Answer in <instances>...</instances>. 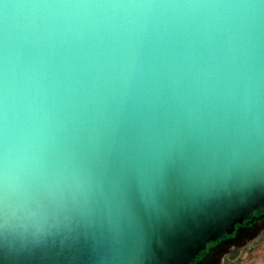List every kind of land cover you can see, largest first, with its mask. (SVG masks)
Wrapping results in <instances>:
<instances>
[{
	"label": "water",
	"instance_id": "1",
	"mask_svg": "<svg viewBox=\"0 0 264 264\" xmlns=\"http://www.w3.org/2000/svg\"><path fill=\"white\" fill-rule=\"evenodd\" d=\"M263 204L264 0H0V264H219Z\"/></svg>",
	"mask_w": 264,
	"mask_h": 264
},
{
	"label": "rangeland",
	"instance_id": "2",
	"mask_svg": "<svg viewBox=\"0 0 264 264\" xmlns=\"http://www.w3.org/2000/svg\"><path fill=\"white\" fill-rule=\"evenodd\" d=\"M219 264H264V231L237 249L232 256L224 254Z\"/></svg>",
	"mask_w": 264,
	"mask_h": 264
},
{
	"label": "flooded vegetation",
	"instance_id": "3",
	"mask_svg": "<svg viewBox=\"0 0 264 264\" xmlns=\"http://www.w3.org/2000/svg\"><path fill=\"white\" fill-rule=\"evenodd\" d=\"M264 210V204L262 205V206H260V207H258V208H256V209H254V210H252L251 212H249V213H247V215H246V217L242 220V225H248V223H249V218L251 217V215H253V214H258L259 212H261V211H263ZM225 235H227V234H222V235H219V237H222V236H225ZM218 237V238H219Z\"/></svg>",
	"mask_w": 264,
	"mask_h": 264
}]
</instances>
